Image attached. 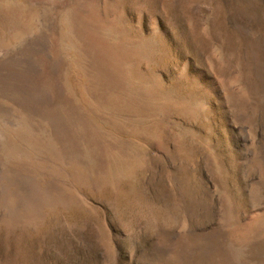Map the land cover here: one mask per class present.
<instances>
[{
  "label": "rangeland",
  "instance_id": "1",
  "mask_svg": "<svg viewBox=\"0 0 264 264\" xmlns=\"http://www.w3.org/2000/svg\"><path fill=\"white\" fill-rule=\"evenodd\" d=\"M0 264H264V0H0Z\"/></svg>",
  "mask_w": 264,
  "mask_h": 264
}]
</instances>
